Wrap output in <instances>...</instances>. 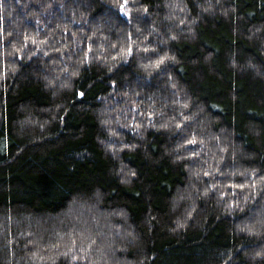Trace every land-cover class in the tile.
Here are the masks:
<instances>
[{"label":"trees","instance_id":"16d2710c","mask_svg":"<svg viewBox=\"0 0 264 264\" xmlns=\"http://www.w3.org/2000/svg\"><path fill=\"white\" fill-rule=\"evenodd\" d=\"M0 264H264V0H0Z\"/></svg>","mask_w":264,"mask_h":264},{"label":"rangeland","instance_id":"374dc122","mask_svg":"<svg viewBox=\"0 0 264 264\" xmlns=\"http://www.w3.org/2000/svg\"><path fill=\"white\" fill-rule=\"evenodd\" d=\"M82 262H84V260L82 259ZM85 262H86V260H85Z\"/></svg>","mask_w":264,"mask_h":264}]
</instances>
